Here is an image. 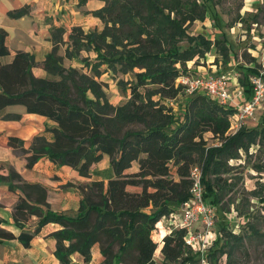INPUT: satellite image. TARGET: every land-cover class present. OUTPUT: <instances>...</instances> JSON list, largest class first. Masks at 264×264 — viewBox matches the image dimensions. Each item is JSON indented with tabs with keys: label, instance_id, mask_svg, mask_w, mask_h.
<instances>
[{
	"label": "trees",
	"instance_id": "16d2710c",
	"mask_svg": "<svg viewBox=\"0 0 264 264\" xmlns=\"http://www.w3.org/2000/svg\"><path fill=\"white\" fill-rule=\"evenodd\" d=\"M85 1L80 0L81 3ZM104 1L101 7L91 10L102 19L104 27L89 32L82 25H74L68 38L73 45H78L77 50H94L97 54L95 67L100 70L107 64L103 72L117 65L124 71L135 66L145 67L136 72V81L130 84L131 99L117 107L115 115L110 114L114 107L107 102L99 82L80 68L64 64V55L58 50L66 41L65 26L51 27L53 46L42 61L23 49L17 50L12 60L4 61L3 57L10 53L6 42L8 30L0 27V111L11 104H23L27 111L56 121V125L46 127L52 132V139L44 133L37 134L26 148L23 139L11 135L9 144L28 153V166L48 156L58 165L69 164L80 174L89 176L93 163L108 154L112 168L107 181L94 179L79 185L81 205L74 214L44 208L42 204L48 205L45 188L39 183L23 181L20 187L26 195L17 200L13 215L20 227H24L33 214L39 216L33 231L23 229L18 235L27 247L33 235L46 223H60L61 227L51 235L57 240L55 255L62 264H71L75 253L89 264L95 244H99L104 257L99 264H157L154 255L158 245L153 231L162 216L179 208L190 197L192 165H202L205 199L223 210L224 204L219 205L221 182L224 181L221 174L228 169L224 158L238 157L239 149L248 148L250 141L259 134L264 139V125L242 126L237 132L226 135L234 107L198 92L185 101L182 119L176 115L166 118L162 107H156V102L140 90L150 78L153 83L160 84L158 90L166 95L178 94L175 78L180 69L174 63L195 56L205 48V43L212 42L200 33L197 35L203 43L196 41L185 48L179 44L184 38L195 39L187 27L206 17V4L199 0ZM29 12L30 5L25 4L10 9L8 14L20 17ZM214 20L219 25L215 39L219 43L226 42L224 24L221 25L218 13ZM221 46L222 53L227 55L229 45L222 43ZM66 52L69 57L77 54L68 47ZM37 65L48 75H36L33 67ZM240 68L243 72L241 83L246 96L251 97L254 85L250 75L260 72L255 66L242 65ZM19 116L20 113L5 114L6 118ZM135 122L143 125L130 126ZM206 131L224 138V144L206 151ZM135 161L139 169L127 171ZM13 173L19 176L15 170ZM128 185L141 186V190H130ZM30 186L37 191L34 201L28 192ZM262 187L264 200V183ZM250 227L259 232L254 224ZM217 229V237L204 256L212 259L217 253L227 254V264H232L236 251L244 244L245 234L233 233L223 221ZM185 235L186 228L180 227L164 236V264H197L200 261L203 255L191 249ZM15 236L11 230L0 227V238Z\"/></svg>",
	"mask_w": 264,
	"mask_h": 264
},
{
	"label": "rangeland",
	"instance_id": "374dc122",
	"mask_svg": "<svg viewBox=\"0 0 264 264\" xmlns=\"http://www.w3.org/2000/svg\"><path fill=\"white\" fill-rule=\"evenodd\" d=\"M199 1L207 5L206 17L204 19H197L188 25V32L195 35V39L189 40L188 38H184L179 41V44L182 45V48H185L196 43V41L203 43L204 41H202L201 36H198L200 33L204 37L211 39L212 42L205 43V48L198 51L195 56L175 62V66L180 69L179 74L184 71L232 70L235 72L241 85L240 77L243 76V72L240 66L244 65L257 67L260 72L258 75H261L264 80V0ZM87 12L90 13L86 16L89 26H82L84 30L90 32L93 28L102 29L104 27L102 19H100L101 21L98 25L94 24L92 22V11L89 10ZM215 13L220 15L221 25L224 24L227 37L226 42L219 43L215 39L217 31H219V25L214 20ZM66 33H68L67 29L65 31L66 41L60 44L58 50L60 54L64 55V64L80 68L91 79L99 82L107 95V102L114 107L113 112L110 114L115 115L117 107L127 104L131 99L130 84L136 81V72L145 70V67L135 66L133 69L124 71L121 70V66L117 65L114 67L115 69L108 67L103 72L107 64H103L100 70L95 67L96 62L94 58L97 56L96 52L84 48L77 50L76 47L78 45H73L72 40L68 38ZM222 43L223 45H229L230 50L227 55L222 53ZM67 47L69 51L77 54L69 57L66 52ZM225 50H227L226 47ZM251 75L254 76L256 74ZM177 77L175 78V86L179 88V92L174 97L168 96L163 91L158 90L160 84L153 83L150 78L147 79V83L144 86L140 87V90L144 92L143 95L151 97L156 102V107H162L166 118L176 115L179 119H182L184 103L188 99L184 97L185 94L181 90V87L176 85ZM258 113L261 115V119L264 120V111L260 110ZM142 125V122L130 124L134 128L141 127ZM256 125L261 127V125H264V122L260 120L255 124L252 121L244 126L253 127ZM237 131L238 129L232 128L230 123L226 135ZM204 137L207 141L206 151L211 147H220L224 144V138L216 136L212 131H206ZM263 140V137L259 134L255 140L250 141L248 148L241 147L239 149L238 157L224 158V165L228 169L221 174L224 177V181L221 182L220 196L222 199L219 205L224 204L225 208L223 210L217 209L216 229L220 221H223L225 227L233 233L245 234L244 244L236 251L232 264H264ZM138 169V162L135 161L127 171H136ZM91 170L89 176H84V184L90 183L94 179H104L107 181L108 177L112 174L109 155L105 154L100 161L93 163ZM173 171L175 173L174 169ZM128 189L141 190V186L128 185ZM175 213H178V208L171 211L170 214L162 216L153 231L154 241L158 245L154 255L157 264H164L162 249L158 251V248L164 236L176 228L175 223L172 222V220H175ZM251 223L256 226L259 232L253 231L250 227ZM191 249L197 252L192 247ZM216 256L212 259L204 257L207 264H227V254L217 253ZM202 258L197 264H203Z\"/></svg>",
	"mask_w": 264,
	"mask_h": 264
},
{
	"label": "crops",
	"instance_id": "0c3cea01",
	"mask_svg": "<svg viewBox=\"0 0 264 264\" xmlns=\"http://www.w3.org/2000/svg\"><path fill=\"white\" fill-rule=\"evenodd\" d=\"M30 5V12L20 17H11L8 11L13 8ZM104 0H0V27L8 30L6 42L10 53L3 57L10 61L19 49L35 54L38 61L45 59L52 49L50 30L54 25H63L69 33L74 25L87 26L88 10L101 7ZM92 22L100 23V17L94 14ZM69 26V27H68ZM89 26V25H88ZM68 33L67 36H68ZM38 76H47L41 66L33 67ZM7 113H20L18 118H6ZM47 125H56V121L46 115L29 112L23 104H11L0 111V227L15 233L13 238H0V264H62L55 255L56 238L51 235L60 228L58 222H48L33 235L30 246H25L18 235L23 229L33 231L39 216L33 214L24 227L16 224L13 215L14 205L21 195H26L20 184L25 181L39 183L46 190L48 205L66 213H76L81 205L82 193L79 185L85 180L77 169L69 164L58 165L48 156L40 157L32 166L27 165V154L20 147L9 144V136H17L29 148L35 135L44 133L52 139ZM15 170L19 173L16 176ZM12 184L14 187H11ZM30 198L36 200L34 186L28 187ZM104 260L99 244L92 248V260L89 264H99ZM71 264H87L75 253Z\"/></svg>",
	"mask_w": 264,
	"mask_h": 264
},
{
	"label": "built area",
	"instance_id": "2783aa9c",
	"mask_svg": "<svg viewBox=\"0 0 264 264\" xmlns=\"http://www.w3.org/2000/svg\"><path fill=\"white\" fill-rule=\"evenodd\" d=\"M250 79L254 85L251 97L246 96L244 85H240L238 77L232 70L184 71L178 75L176 85L181 87L185 98L201 92L224 105L234 107L231 127L237 130L248 122L254 121L255 124L260 120L264 122L258 113L260 110L264 111V80L258 74L251 75ZM191 177L193 179L191 195L180 204L172 222L176 228H186V243L200 252L203 255V264H207L204 254L217 237L218 212L216 205L204 197L201 164L192 165Z\"/></svg>",
	"mask_w": 264,
	"mask_h": 264
},
{
	"label": "bare ground",
	"instance_id": "6f19581e",
	"mask_svg": "<svg viewBox=\"0 0 264 264\" xmlns=\"http://www.w3.org/2000/svg\"><path fill=\"white\" fill-rule=\"evenodd\" d=\"M162 246H163V241L160 242V245H159L158 251H160V250L162 249Z\"/></svg>",
	"mask_w": 264,
	"mask_h": 264
}]
</instances>
